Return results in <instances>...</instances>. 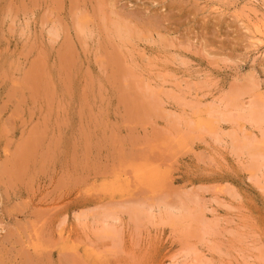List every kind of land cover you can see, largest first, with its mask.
Returning a JSON list of instances; mask_svg holds the SVG:
<instances>
[{
  "label": "rangeland",
  "instance_id": "obj_1",
  "mask_svg": "<svg viewBox=\"0 0 264 264\" xmlns=\"http://www.w3.org/2000/svg\"><path fill=\"white\" fill-rule=\"evenodd\" d=\"M0 164V264H264V0H0Z\"/></svg>",
  "mask_w": 264,
  "mask_h": 264
},
{
  "label": "bare ground",
  "instance_id": "obj_2",
  "mask_svg": "<svg viewBox=\"0 0 264 264\" xmlns=\"http://www.w3.org/2000/svg\"><path fill=\"white\" fill-rule=\"evenodd\" d=\"M98 2V1H97ZM98 10V9H97ZM98 13H99V11H98ZM103 15V14H102ZM115 15V14H114ZM102 20V19H101ZM114 23V22H113ZM107 27V26H106ZM131 35V34H130ZM67 47V46H66ZM66 55V54H65ZM4 60V59H3ZM63 60V59H62ZM112 61V60H111ZM62 62V61H61ZM121 61H119V63H120ZM114 64H116V63H114ZM120 66V65H119ZM126 74V73H125ZM40 75V74H39ZM38 81V80H37ZM47 86V85H46ZM14 93V92H13ZM3 134V133H2ZM26 136V135H25ZM28 146V145H27ZM26 146V147H27ZM16 150V149H15ZM12 151V150H11ZM16 155V154H15ZM25 155H27V154H24V159H26L28 156H25ZM20 156V155H19ZM17 157V156H16ZM47 157V156H46ZM14 158V157H13ZM22 158V157H21ZM21 160V159H20ZM17 161V160H16ZM22 161V160H21ZM2 162V161H1ZM26 162V161H25ZM19 163V162H18ZM21 163V162H20ZM28 163V162H27ZM1 165V164H0ZM15 165H16V162H15ZM3 166V165H2ZM5 166V165H4ZM3 166V167H4ZM7 167H10V166H7ZM1 169V168H0ZM15 169V168H14ZM18 169H20V168H18ZM18 169H15V170H11V175H12V173H13V175L12 176H14L15 178H18V177H16V176H18L19 174H18ZM22 169H24L23 168V166H22ZM5 170V169H4ZM8 170V169H7ZM8 171H10V169L8 170ZM1 173H2V171H1ZM23 173V172H22ZM4 174H5V172H4ZM9 174V173H8ZM23 175V174H22ZM25 175V174H24ZM7 177H9V176H7ZM21 177V176H20ZM23 177V176H22ZM13 178V177H12ZM6 179V178H5ZM14 181V180H13ZM17 180H15V182H16ZM21 182V181H20ZM9 185V184H8ZM11 185H12V183H11Z\"/></svg>",
  "mask_w": 264,
  "mask_h": 264
}]
</instances>
